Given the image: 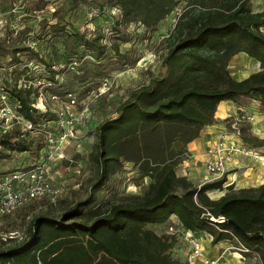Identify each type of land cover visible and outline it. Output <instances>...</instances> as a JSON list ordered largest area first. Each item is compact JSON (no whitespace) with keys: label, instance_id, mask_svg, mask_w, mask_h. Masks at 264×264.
<instances>
[{"label":"trees","instance_id":"16d2710c","mask_svg":"<svg viewBox=\"0 0 264 264\" xmlns=\"http://www.w3.org/2000/svg\"><path fill=\"white\" fill-rule=\"evenodd\" d=\"M184 1L186 8L162 60L166 74L132 92L118 106L115 118L94 126L90 153L97 168L94 190L103 186L122 160L150 179L147 191L135 202L113 204L105 211L35 216L23 232L11 231L16 237L0 238V264H187L171 255L178 236L167 233L169 225L194 235L207 234L212 244L234 236L249 250L244 256L256 254L264 264V184L244 189L228 185L222 196L211 199L207 193L222 191L226 175L198 185L176 173L187 158L186 145L216 123L214 114L220 102L249 98L264 106V10L252 13L245 7L246 0ZM152 6H161L169 14L176 2L131 0L121 4L122 16L131 22L135 11ZM53 29L54 34L65 33L67 62L78 60L80 46L99 53L107 48L99 43L100 37L89 40L59 24ZM40 33L46 36L48 31L42 26ZM110 47L120 54L117 45ZM25 52L36 55L30 47H16L10 54L17 62L16 54ZM240 53L259 69L235 80L227 64ZM102 75L98 70L92 78L96 81ZM54 76L52 72L51 82ZM2 89L16 116L31 126L26 132L36 135L28 137L13 129L0 133V162L13 159L14 153L26 158L38 154L44 148L45 126L56 115L33 106L30 87L5 81ZM240 140L248 148L264 147V139L242 133ZM90 202L91 198L77 205L83 208ZM160 228L163 231H157Z\"/></svg>","mask_w":264,"mask_h":264},{"label":"rangeland","instance_id":"374dc122","mask_svg":"<svg viewBox=\"0 0 264 264\" xmlns=\"http://www.w3.org/2000/svg\"><path fill=\"white\" fill-rule=\"evenodd\" d=\"M129 1L131 0H0V133L9 129L21 133L29 131V126L16 116L12 102L8 101L10 98L4 94L2 86L5 81L24 89L30 87V98L34 105L42 111L46 109L52 113L62 108L65 110L63 93L73 91L70 94H73L76 102L70 111L81 119L75 127L74 137L68 139L59 151L50 153L47 157L49 162H46V169L57 194L29 202L11 214L0 216L1 240L12 238L10 235L13 230H26L35 216L61 217L69 212L97 208L105 211L113 204L135 202L147 191L150 179L142 177L132 163L122 160L116 165V172L107 177L103 186L94 190L97 168L90 159L95 143L94 126L115 118L118 106L132 92L147 85L151 79L161 78L166 74L167 67L162 64V60L186 3L184 0H175L176 6L169 14L161 6L142 8L134 12L131 22L126 23L121 4ZM245 7L252 13L261 12L264 10V0H246ZM60 17L63 19L60 20ZM55 24L64 26L65 31H76L89 40L100 37L99 43L107 48L99 53L80 46L78 60L67 62L64 49L66 36L64 32H52ZM42 26L48 31L46 36L38 34ZM261 31L264 33V26ZM113 44L118 46L119 55L123 56L114 53L110 47ZM16 47H30L36 55L28 52L16 54L18 60L15 62L10 52ZM258 69V64L242 53L233 56L227 64V70L235 80L249 76ZM98 70L103 75L95 81L92 75ZM51 71L55 73L54 82L49 80ZM81 76L85 78L79 79ZM50 95L58 96L52 98ZM220 124L224 127V134L221 135L224 140L241 141L233 136L234 124L240 135L243 133L259 139L264 138V131L261 133V129H264V114L257 111L250 113L237 110ZM45 127L50 131L57 129L54 122L47 123ZM27 134L28 137L36 135L32 132ZM220 137L207 147L203 160L204 169L207 150ZM42 145L44 146V142ZM249 149L248 156L236 154L231 157L227 162L226 177L229 174L228 169L235 165L236 158L244 160L249 167V163L255 161L264 166V152ZM25 156L14 153V160L0 162V171L7 172L18 167L21 162H24L23 165L35 162L38 157L44 160V150L31 154L30 157L28 155L27 158ZM13 161L17 162L16 165ZM184 162L185 160L176 169L178 175ZM210 177L211 181L217 178ZM207 195L214 199L217 192H208ZM89 198L91 202L88 206L82 208L77 205ZM157 231L163 230L160 228ZM207 238H210L209 235L203 234L202 239ZM224 243V249L220 253L222 256L215 258L218 263L240 264L241 262L234 261L240 259L239 255L232 251L228 254L225 249L226 245H233V241ZM1 247L3 246L0 243ZM187 249L184 240L177 238L171 255L184 261ZM224 250L226 252L223 254ZM250 257L248 264H260L255 256Z\"/></svg>","mask_w":264,"mask_h":264},{"label":"built area","instance_id":"2783aa9c","mask_svg":"<svg viewBox=\"0 0 264 264\" xmlns=\"http://www.w3.org/2000/svg\"><path fill=\"white\" fill-rule=\"evenodd\" d=\"M72 95L73 94L70 93L65 95V110L62 108L60 109L61 111L59 110L54 113L56 119L53 122L57 126V129L51 131L46 129V132H44V160L38 157L35 162L32 161L29 164L15 167L7 172H0V216L11 214L29 202L44 197H53L57 194L49 180L46 162H49L47 157H49L48 155L50 153H56L68 139L74 137L75 127L81 120L79 116L70 111V109L75 106L76 102ZM33 106L38 109L35 105ZM45 111L46 109L42 112ZM49 123L50 122H48V124ZM234 125H232L233 136L240 139L241 135L235 130ZM30 128L31 126H29V129ZM234 133H236V135H234ZM249 150L250 149L247 148L246 145H243L241 141L224 140V136H221L215 145L209 147L207 150L205 161V170L207 174L217 177L216 179L226 175L228 167L227 162L230 161L231 157L236 154L248 156V154H250ZM167 233L177 235L178 238L183 239L187 244L188 253L185 259L187 264H219L218 259H211L204 255L202 247L203 236L194 235L188 231L183 232L178 230L174 225H169L167 227ZM10 236L16 237L13 233ZM231 241H233L234 244L231 246L228 245L225 248L228 254H230L231 251L241 256L249 253V250L242 246L234 236H232ZM226 251L224 250L223 254ZM220 256H222V254ZM253 256L258 259L256 254Z\"/></svg>","mask_w":264,"mask_h":264},{"label":"crops","instance_id":"0c3cea01","mask_svg":"<svg viewBox=\"0 0 264 264\" xmlns=\"http://www.w3.org/2000/svg\"><path fill=\"white\" fill-rule=\"evenodd\" d=\"M246 77H243L242 79ZM237 110H244L250 113L257 111L258 113L264 114V106H261L257 101L252 99L243 98L240 99L237 103H233L230 101L220 102L217 105L216 112L214 114L216 123L212 126H208L204 128L200 132V135L197 139L193 140L192 142L186 145L185 150H186L187 158L185 162L182 164L181 168L183 171L181 170L179 176H186L188 179H190L196 184L197 183L201 184L208 180L211 181L210 180L211 177L207 175L203 166L205 151L214 139L224 134V127H222L220 124L221 121L227 116L235 113ZM262 131H264L263 128L261 129V133ZM255 150H259V152H264V147L255 148ZM258 162L259 161H255L252 164L249 163L250 165L249 167L245 165L244 160L240 158H236L234 160L235 165L228 169L229 174L226 177V183L223 185L224 189L222 191H217V190L211 191V192H215V191L217 192V195L214 199H217L220 196H222L225 192V188L228 185H233L235 189H244V188L258 187L264 184V166H260ZM202 241H203L202 247H203L204 255L211 259H215L217 257L219 258L220 253L225 246L224 241L213 245L211 242V237L209 239L208 238L202 239ZM239 257H240L239 260L236 259L234 261L236 263L241 262L240 264H248L251 259L250 256L239 255ZM219 264L221 263L219 262Z\"/></svg>","mask_w":264,"mask_h":264}]
</instances>
